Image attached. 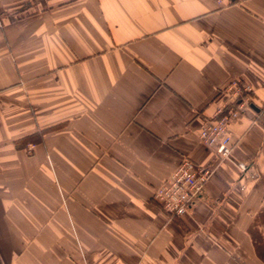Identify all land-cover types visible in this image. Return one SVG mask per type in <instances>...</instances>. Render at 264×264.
<instances>
[{
    "label": "crops",
    "instance_id": "1",
    "mask_svg": "<svg viewBox=\"0 0 264 264\" xmlns=\"http://www.w3.org/2000/svg\"><path fill=\"white\" fill-rule=\"evenodd\" d=\"M237 79L218 161L198 134ZM183 159L214 170L173 218ZM0 264H264V0H0Z\"/></svg>",
    "mask_w": 264,
    "mask_h": 264
},
{
    "label": "built area",
    "instance_id": "2",
    "mask_svg": "<svg viewBox=\"0 0 264 264\" xmlns=\"http://www.w3.org/2000/svg\"><path fill=\"white\" fill-rule=\"evenodd\" d=\"M213 1L218 7H226L239 0ZM252 95L253 88L249 83L240 79L231 81L221 93V102L214 117L205 121L200 128L199 141L213 151L218 161L230 158L233 143L229 126L251 108ZM237 167L242 174L248 170L244 163H238ZM213 170L212 166H200L183 159L170 177L154 191L152 199L171 217H182L200 198Z\"/></svg>",
    "mask_w": 264,
    "mask_h": 264
},
{
    "label": "trees",
    "instance_id": "3",
    "mask_svg": "<svg viewBox=\"0 0 264 264\" xmlns=\"http://www.w3.org/2000/svg\"><path fill=\"white\" fill-rule=\"evenodd\" d=\"M32 139V136L31 137H27V138H25V139H23L22 141H30Z\"/></svg>",
    "mask_w": 264,
    "mask_h": 264
}]
</instances>
